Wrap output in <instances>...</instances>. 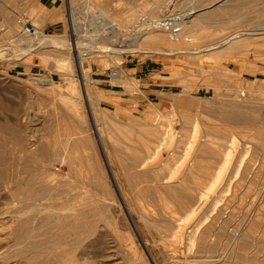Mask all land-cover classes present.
I'll use <instances>...</instances> for the list:
<instances>
[{
	"label": "rangeland",
	"instance_id": "1",
	"mask_svg": "<svg viewBox=\"0 0 264 264\" xmlns=\"http://www.w3.org/2000/svg\"><path fill=\"white\" fill-rule=\"evenodd\" d=\"M69 1L63 0L61 5L60 27L43 30L33 19L32 24L41 31V36L33 37L21 32L23 22L35 15L33 0H0V155H3L0 159V264H207L208 261L211 264L212 260L215 264H264V127L259 120L264 112V0H175L173 12L181 16L191 9V19L215 12L212 13L214 20L187 23V30L182 29L185 31L179 40L169 38L170 33L163 30L144 34L138 30L127 35L126 25L135 24L142 10L147 11L155 4L154 0H90V6L85 5L87 0H73L76 2L73 6ZM161 2L159 11L164 9L165 0ZM100 9L107 16H102ZM148 12L143 14L145 18L151 17L152 13ZM140 23L142 19L137 24ZM236 32L244 34L231 38L244 40L240 47L231 48L221 42L210 50H202ZM130 38L135 40V45H118L119 41ZM56 47L61 53L53 50ZM78 51L82 56L80 63ZM130 60L146 64L153 80L161 87L151 103L142 102L132 108L120 105L113 95L102 94L96 84L97 78H110L111 82L130 89L137 98H143L141 84L145 82L105 75L111 69L122 70V65ZM78 65L84 73L78 72ZM49 79L52 83H47ZM70 80H73L72 90L68 86ZM175 96L192 102H183L184 108L182 104L177 106L173 103ZM237 96L242 109L251 114L250 123L244 117L231 115L232 119L229 114L230 117H225L214 113V109L213 113H206L203 108L206 101L214 108L232 103L228 98L238 99ZM183 111L192 114L190 118L195 120L203 145H209L216 155L203 159L205 164L210 161L208 174L187 178L181 174L171 179L185 154L184 148L194 136L191 122L180 115ZM170 128L174 129L177 141L170 143L173 154L165 165L163 160L169 148L161 151L160 158H155L153 169L150 166L141 169L135 163L129 168L144 170L148 177L134 180L133 176L125 175L126 169L119 160L131 162L132 153L139 155L140 160L150 159L157 144L153 142L154 131ZM204 134L207 135L201 137ZM54 139L57 143L59 140L56 147L60 150L66 144L70 146L74 160L64 161L59 156L43 160L31 156L37 147L54 144ZM233 139L236 145L230 161L216 187L208 189ZM73 153H82L79 155L82 160L78 158L82 163L76 164L77 155ZM197 155L200 156V150ZM97 178L104 185L100 191L94 185ZM186 179L190 185L182 190L180 185ZM40 183L47 194L34 202L27 194ZM168 186L177 191L181 189L184 193L181 203ZM202 193L200 205L189 215ZM62 202H68L71 209L73 204L77 207L72 211L67 209L68 213L60 209ZM80 202L90 212L87 218L90 233L82 241L74 237L57 238V232L51 229L55 222L49 220L50 216L60 207L64 211L58 209V213L66 212L73 220L80 210ZM163 202L171 203L167 205L169 209ZM99 208L103 209L101 215L96 213ZM256 214L261 216L256 221V230L248 232ZM194 225L201 228L196 226V230ZM179 226L182 230L177 236ZM232 228L247 231L242 236L244 245L238 246V242L233 247Z\"/></svg>",
	"mask_w": 264,
	"mask_h": 264
},
{
	"label": "bare ground",
	"instance_id": "2",
	"mask_svg": "<svg viewBox=\"0 0 264 264\" xmlns=\"http://www.w3.org/2000/svg\"><path fill=\"white\" fill-rule=\"evenodd\" d=\"M85 1V0H84ZM90 0H87V2L85 3V5H89V2ZM155 1V4L152 6V7H150L149 9H147V11L146 10H142V12L141 13H143V14H145L146 12H150V14L152 13L153 15H155V16H152V14H151V17H149L148 18V20L147 21H142V23H140V25L139 24H137L138 22H140L141 21V19H143L141 16L143 15H141L140 16V18L138 19V20H136V23L135 24H132L131 25V23L130 24H127L126 25V27H128V34L127 35H131L132 33H137L138 32V30H140V31H142L143 33L142 34H144V33H147V32H150V31H152V30H154V31H156V30H163V32L164 31H167V32H169L168 34L170 35L169 36V38H171V39H173V40H179L180 39V37H183V36H181V32L183 33L185 30H187L185 27H186V25H187V23H189L190 24V21L192 20L194 23H196V22H202V21H204V22H206V20H204V19H213L215 16L212 14V13H215V12H212L210 15H208L207 13H205V14H207V15H205L204 14V16L202 15V17H200V18H194V19H191V17H190V14L193 12V10L191 9V10H189V11H187L186 13H184L183 14V16H181L179 13H177V15H172V14H169V12L171 11V7L169 6V3L170 2H172V0H165V2L163 3V8L164 9H160V11H159V7H160V4L162 3L161 1H164V0H154ZM219 1H223V0H217V2H219ZM235 1V0H234ZM237 1V0H236ZM246 1H251V0H246ZM238 2V1H237ZM216 3V2H215ZM69 4L71 5V6H73L74 4L76 5V2L75 1H73V0H70L69 1ZM220 4V3H219ZM81 5V4H80ZM217 5H218V3H217ZM90 6V5H89ZM162 6H161V8H162ZM209 6V5H208ZM224 8V11H225V7H223ZM73 9V8H72ZM136 9V8H135ZM143 9V8H142ZM145 9V8H144ZM217 8H215V10H216ZM220 9V8H219ZM139 10V8L137 9V11ZM214 10V11H215ZM218 10V9H217ZM221 10V9H220ZM223 10V9H222ZM221 10V11H222ZM140 11H141V9H140ZM144 11H146V12H144ZM148 12V13H149ZM208 12V11H207ZM217 13H218V11H216ZM157 13H159V14H157ZM100 14L102 15V16H107V13H106V11L104 10V9H100ZM149 14V15H150ZM144 16V15H143ZM188 16L190 17V19L189 20H186L187 18H188ZM145 17V16H144ZM147 17V16H146ZM214 20V19H213ZM210 21V20H209ZM134 23V22H133ZM150 23H151V25H150ZM144 24H145V26H144ZM110 25H113L112 23L110 24ZM202 25V24H201ZM197 26V25H196ZM188 27V26H187ZM198 27V26H197ZM185 28V30L183 31L182 29H184ZM192 28V27H191ZM194 28V27H193ZM264 28V27H263ZM74 29H75V25H74ZM114 29V28H113ZM188 30H190L189 28H188ZM263 30V29H262ZM245 31H247V30H245ZM166 32V33H167ZM243 32V31H242ZM244 33V32H243ZM256 33V32H255ZM242 33L241 32H236V33H233L231 36H228V37H226V38H222V40L221 41H218L216 44L214 43L212 46L211 45H209V46H205L206 48L204 49H202V48H200V49H202V50H204V51H207V50H210L214 45H217L218 43L220 44L221 42H224V43H226V44H229V46L231 47V48H237V47H240L243 43H244V40L243 41H240V40H238V41H233V40H231V38L233 37V36H235V37H239L240 35H241ZM245 34V33H244ZM244 34H242V35H244ZM153 35V34H152ZM157 35V34H156ZM155 35V36H156ZM37 36H41V31L39 30V34L37 35ZM37 36H35V37H37ZM45 36H48L47 34H45ZM154 36V37H155ZM160 37V39H162V37L163 36H161V35H157V37ZM149 37H150V35H149ZM153 37V36H152ZM164 38V37H163ZM126 39H127V37H126ZM131 39H133V38H130L129 40H127V41H122V42H120L119 41V43H118V45L119 46H132V45H135L136 44V42H135V40H131ZM145 39V38H144ZM147 39H148V36H147ZM149 39H155V38H149ZM159 39V38H158ZM159 39V40H160ZM183 39V38H182ZM186 39V38H185ZM20 40H23V39H21L20 38ZM122 40V39H121ZM142 40V39H141ZM146 40V39H145ZM153 41V40H152ZM157 41V40H156ZM37 42V41H36ZM135 43V44H134ZM223 43V44H224ZM250 43V42H249ZM248 45V44H247ZM220 46V45H219ZM59 48H55V49H53L54 51H56V52H60L61 53V51H59L58 50ZM199 49V50H200ZM60 50H62V49H60ZM194 52H196V51H194ZM63 53V52H62ZM81 58H82V56H81V54H80V51H78V62L80 63V60H81ZM116 70V75H113V78L115 77V78H118V77H122L123 76V74H122V70H120V69H115ZM78 72L81 74V73H84V70L81 68V65H78ZM47 83H52L51 81H50V79L49 80H47ZM85 84H86V82H85ZM68 86L71 88H74L73 87V80L71 81L70 80V82L68 83ZM88 87V86H87ZM86 87V88H87ZM72 88H71V90H72ZM89 90V89H88ZM87 91V90H86ZM85 91V92H86ZM84 92V93H85ZM89 92V91H88ZM86 94H87V92H86ZM85 95V94H84ZM89 95V94H88ZM90 97V96H89ZM234 97V96H233ZM228 98V100L227 101H233L232 103L231 102H228V103H223V105H219V106H217V105H215L214 106V108L212 107L213 106V104H211V103H209V102H205V105H204V107L203 108H205L208 112H206V113H213V109L215 110L214 111V113H219V114H221V115H227V114H229L230 116L232 115V116H234V117H244V118H250V116H251V114H250V112H246V110H245V108L244 109H242L243 107L241 106V104L240 103H238L239 102V100H240V96H237V98L238 99H235V98ZM68 98V97H67ZM60 99V98H59ZM86 99V98H85ZM183 99H185V98H183ZM183 99H182V97L181 98H177L176 96H175V99L173 100V103L175 104V105H181L184 101H183ZM190 99V98H189ZM65 100H67V99H65ZM88 100V99H87ZM170 100V99H169ZM234 100H236V101H234ZM172 101V100H171ZM170 101V102H171ZM190 101V100H189ZM189 101H187V99H186V103L188 104V102ZM184 102V103H185ZM190 102H192V101H190ZM189 102V103H190ZM237 102V103H236ZM66 103V102H65ZM71 103V102H70ZM74 103V102H73ZM183 103V104H184ZM51 104V103H50ZM62 104V103H61ZM88 104V103H87ZM181 105V107L183 106V108L185 107L184 105ZM237 104V105H236ZM88 106V105H87ZM59 107V106H58ZM89 107V106H88ZM180 107V106H179ZM212 109V110H211ZM185 110V109H184ZM249 110V109H248ZM92 113V112H91ZM186 113V112H185ZM184 113V111H183V113L182 114H180L181 115V117L183 118V117H185V120L188 122V123H190L191 122V127H192V130H193V132H194V136H193V138L191 139V142L184 148V156L182 157V160H180V162H178V165H177V167L175 168V170L172 172V174L170 175V177H171V179L172 178H174V177H177V176H180L181 174L183 175V176H188V175H190V176H204V175H206V174H208L209 172H210V165H209V162L210 161H208V163L207 164H205V163H203V159H206V158H210V157H212L214 154H215V151H213L212 150V148L211 147H209V145H207V144H205V145H203V143H202V140L200 139V135H198V132L200 133V131L199 130H197V127H195V120H192V118H190V116L192 115H187V114H185ZM190 113V112H189ZM93 114L94 113H92V114H90V115H92L93 116ZM185 114V115H184ZM95 116V115H94ZM194 116V115H193ZM230 116H228L227 115V117H230ZM231 116V118L232 119H234V117H232ZM253 116V118H254V115H252ZM226 117V116H225ZM260 118L261 119H259L260 120V123L263 125V127H264V112L262 113V115L260 116ZM193 119H195V118H193ZM257 119V120H258ZM93 120V119H92ZM183 120V119H182ZM253 120V119H252ZM95 121V120H94ZM185 121V123L186 124H188L187 122ZM246 121V120H245ZM248 122H249V119L247 120ZM254 121H256V119L254 118ZM184 123V126H187L186 124ZM250 123V122H249ZM259 123V124H260ZM57 124V123H56ZM94 125H96V124H94ZM137 125V124H136ZM154 125H156L155 123H154ZM262 125H260V126H262ZM183 126V127H184ZM150 127V126H149ZM149 127H147V130H148V128ZM152 127V126H151ZM155 127H158V125L157 126H155ZM263 127H261V129L263 128ZM55 129H56V127H54ZM58 128V127H57ZM94 128H96V127H94ZM151 130H156V129H152V128H150ZM186 129V128H185ZM146 130V129H145ZM157 130H161L160 128L159 129H157ZM173 128H170V129H168V130H166V129H164V130H162V131H154V132H156V135H155V133H154V135H155V138H153V142H155V143H157L156 145H155V148H154V151H153V153H152V156H151V154L149 155L150 156V159H146V158H143V159H141L140 160V156L139 155H137L136 153H132V154H130V159H131V162H125L124 161V159H121V161L119 160V162L120 163H122L123 165H122V168L123 169H126L124 172L126 173L125 175H127V176H133V178H134V180H136V179H143V178H146V177H148L147 176V172H145L144 170H142V171H136V170H134V171H131V170H129V168H131V166H132V164H134L135 163V166H140V168L141 169H148L149 168V166H150V168L149 169H153L154 167H156V165L154 166V160H156L155 158L158 156L159 158L162 156V154H161V151L163 150V149H167L168 150V148L170 147V143H172V142H176L177 140V138H176V136H174L173 135ZM52 131H53V129H52ZM55 131V130H54ZM53 131V132H54ZM59 131V130H58ZM262 131H264L263 129H262ZM56 133H57V131H55ZM60 132V131H59ZM145 132V131H144ZM147 133H148V131H146ZM145 132V133H146ZM151 132V131H150ZM192 132V131H191ZM209 132V131H208ZM261 132V131H260ZM260 132H259V134H260ZM139 133V132H138ZM146 133V135L147 136H149L148 134ZM152 133V132H151ZM264 133V132H263ZM262 133V134H263ZM29 134V133H28ZM59 134V133H58ZM150 134V133H149ZM153 134V133H152ZM191 134H193V133H191ZM223 134V133H222ZM262 134H260V135H262ZM19 135H21V134H19ZM55 136H53L54 138L56 137V134H54ZM207 134H204V136L202 135L201 137H205ZM32 136V135H31ZM60 136V135H59ZM136 136V135H135ZM147 136H146V138H147ZM152 136V135H151ZM209 136V135H208ZM58 137V136H57ZM141 137V136H140ZM22 138H24V137H22ZM27 138H28V135H27ZM59 138H61V137H59ZM142 138H143V136H142ZM141 138V139H142ZM149 138V137H148ZM18 139H19V137H18ZM56 139V138H55ZM54 139V141L56 142H54V144L53 143H51V144H46V145H41V146H39V147H37V149H35V151H34V153H32V155L31 156H34V155H36V156H39V157H41L43 160H46V159H48L50 156H59L60 157V159L61 160H71V159H73L74 160V158H71V155H70V146H68L67 144L66 145H64L63 146V150H60L58 147H56V144H58L59 143V140H58V143H57V141ZM140 139V140H141ZM207 139H209V137H207ZM19 140H21V137H20V139ZM24 141H25V139H23ZM36 140V139H35ZM34 140V141H35ZM143 140H146V139H144L143 138ZM201 140V141H200ZM204 140L206 141V139L204 138ZM203 140V141H204ZM234 140V139H233ZM232 140V143H233V145H230V148L228 149V151L226 152V154H225V156L223 157V159H222V164H221V166L219 167V168H217V169H215L216 171H215V176H214V180L211 182V184L209 185V187H208V189H214L215 187H216V185H217V183L219 182V180L221 179V177H222V175H223V173H224V171H225V168H226V165L228 164V162L230 161L229 159H230V155H232L233 154V152H234V145H236V143H235V140L233 141ZM18 141V140H17ZM67 141V140H66ZM82 141V140H81ZM147 141H149V140H147ZM146 141V142H147ZM208 141V140H207ZM21 142V141H20ZM31 141H28L27 143H30ZM39 142V141H38ZM152 142V144H155V143H153ZM3 143V142H2ZM18 143V142H17ZM23 143V142H22ZM145 143V142H144ZM20 144V143H19ZM25 144V143H24ZM38 144V143H37ZM100 144V143H99ZM140 144H143V143H141L140 142ZM152 144H150V145H152ZM31 145V144H30ZM149 145V144H148ZM147 145V146H148ZM19 146H21V144L19 145ZM24 146V145H23ZM84 146V145H83ZM115 146V145H114ZM31 147V146H30ZM30 147H27V148H30ZM19 148H21V147H19ZM148 148V147H147ZM173 146L171 147V148H169V149H171L170 150V152L168 153V155H167V157H165L164 158V162H163V164L165 165V162L169 159V157L171 156L172 157V154H173ZM25 149V148H24ZM31 149V148H30ZM118 149H120V147L118 148ZM146 149V148H145ZM144 149V151H146ZM20 150H22V149H20ZM26 150V149H25ZM29 150V149H28ZM142 150V149H141ZM199 150H200V156L198 157V155H197V153L199 152ZM227 150V149H226ZM143 151V150H142ZM147 152V151H146ZM149 153H150V151H148ZM22 153V152H21ZM24 153V152H23ZM23 153H22V155H23ZM31 153V152H30ZM144 153V152H143ZM72 154V153H71ZM74 154V153H73ZM147 154V153H146ZM203 154H204V156H203ZM206 154V155H205ZM29 155V154H28ZM75 155V154H74ZM78 157H77V156ZM75 156H76V158L75 159H77L78 161H77V163L76 164H78V163H82V161H80L79 162V159L78 158H80L79 157V155L80 154H76ZM81 155H82V153H81ZM80 155V156H81ZM216 155V154H215ZM75 156H73V157H75ZM145 156V155H144ZM147 156V155H146ZM27 157H29V156H27ZM84 157V156H83ZM87 157V155L85 156V158ZM148 157V156H147ZM219 157V156H218ZM222 157V156H221ZM3 158V155H0V159H2ZM37 158V157H36ZM103 158H104V156H103ZM106 158V157H105ZM81 160H82V158H80ZM87 159V158H86ZM85 159V160H86ZM162 159V158H161ZM40 160V159H39ZM43 160H41V161H43ZM88 161H89V159H87ZM185 160H187V161H185ZM158 161V160H157ZM178 161V160H177ZM205 161V160H204ZM57 162V161H56ZM72 162V161H71ZM74 162V161H73ZM75 162H76V160H75ZM75 162H74V164H75ZM137 162V163H136ZM156 162V161H155ZM170 162V161H169ZM176 162V161H175ZM186 162V163H185ZM69 163V162H68ZM158 162H156V164H157ZM170 163H172V162H170ZM174 163V162H173ZM25 165H26V163H24ZM162 164V163H161ZM162 164V165H163ZM239 164V163H238ZM24 165V166H25ZM50 165H51V163H50ZM88 165V164H87ZM163 165V166H164ZM83 166H84V164H83ZM89 166V165H88ZM159 166V165H158ZM157 166V167H158ZM174 166V165H173ZM29 167V166H28ZM42 167V166H41ZM41 167H39V168H41ZM54 167V166H53ZM77 167V166H76ZM148 167V168H147ZM165 167V166H164ZM164 167H163V170H164ZM44 168V167H43ZM42 168V169H43ZM94 168V167H93ZM162 168V167H161ZM171 168H173L172 166H171ZM48 169V168H47ZM49 169H50V167H49ZM48 169V170H49ZM86 169V168H85ZM167 169V168H166ZM34 170V169H33ZM44 170V169H43ZM56 170V169H55ZM110 170V169H109ZM158 170V169H157ZM162 170V169H161ZM171 170V169H170ZM170 170H168V172L170 171ZM42 171V170H41ZM88 171V170H87ZM111 171V170H110ZM167 171V170H166ZM165 171V172H166ZM28 172H29V170H28ZM31 172H32V170H31ZM91 172H93V171H91ZM160 172V171H159ZM30 174V173H29ZM36 174V173H35ZM40 174V173H39ZM83 174V173H82ZM94 174V173H93ZM158 174V173H157ZM164 174V173H163ZM163 174H162V176H163ZM96 175V174H95ZM95 175H93V177H95ZM27 176V175H26ZM101 176V175H100ZM111 176H112V174H111ZM37 177V176H36ZM45 177H46V175H45ZM83 177H84V175H83ZM89 177V176H88ZM34 178V177H33ZM167 178V177H166ZM184 178V177H183ZM187 178V177H186ZM25 179H26V177H25ZM36 179V178H35ZM95 179V178H94ZM33 180V182H34V179H32ZM74 180V179H73ZM82 180V179H81ZM85 180H89V179H85ZM97 180H98V178H97ZM95 181V184L94 185H96V189L97 190H99L102 186H104L102 183H101V181L100 180H98V181ZM174 180V179H173ZM187 180V179H186ZM264 180V179H263ZM10 181V180H9ZM38 181V180H37ZM71 181V180H70ZM75 181V180H74ZM83 181V180H82ZM149 181V180H148ZM182 181V180H181ZM6 182V181H5ZM20 182V181H19ZM73 182V181H72ZM81 182V181H80ZM86 182H90V181H86ZM92 182V181H91ZM93 182H94V180H93ZM103 182H105V181H103ZM144 182V181H143ZM171 182V181H170ZM21 183H22V181H21ZM261 183H263V181L261 182ZM29 184H30V182H29ZM39 184V183H38ZM41 184V183H40ZM104 184H106V183H104ZM153 184V183H152ZM182 185H180V186H182V190L183 189H187L188 187H189V182H188V180L187 181H182V183H181ZM205 184V183H204ZM19 185V184H18ZM24 185H26V184H24ZM33 185V184H32ZM64 185V184H63ZM179 185V184H178ZM17 186V185H16ZM20 186V185H19ZM60 186V185H59ZM73 186V185H72ZM76 186V185H75ZM92 186V185H91ZM107 186V185H106ZM106 186H105V189H107L106 188ZM175 186V185H174ZM179 186V187H180ZM8 187V186H7ZM26 187V186H25ZM87 187H88V185H87ZM90 187V186H89ZM176 187H178V186H176ZM263 187H264V184H263ZM10 188H11V186H10ZM21 188V187H20ZM260 188V187H259ZM13 189V188H12ZM55 189V188H54ZM63 189V188H62ZM168 189L170 190V192L171 193H173V194H175L176 195V197H177V200H178V202L179 203H181L182 201H183V198H184V193H182L180 190L181 189H179V191H180V193L178 194V192L179 191H177V189L175 188V187H172V186H168ZM261 189H262V187H261ZM29 190V189H28ZM102 190V189H101ZM108 190V189H107ZM118 190V189H117ZM264 190V189H263ZM2 191V190H1ZM5 191V190H4ZM23 191H24V189H23ZM52 191V190H51ZM100 191V190H99ZM212 191V190H211ZM17 192V191H16ZM48 192H49V190H48ZM94 192V191H93ZM262 192V191H261ZM20 193H21V191H20ZM23 193V192H22ZM92 193V192H91ZM177 193V194H176ZM24 194V193H23ZM44 194H47L46 193V190L44 189V187L42 186V184L39 186V187H37L36 189H34V190H30L29 192H28V194H27V197L28 198H30L31 200H33L34 202H35V200H37L38 199V201L40 200V198L42 197V196H44ZM93 194V193H92ZM101 194V193H100ZM260 194V193H259ZM264 194V193H263ZM262 194V195H263ZM105 195H107V193H105ZM170 195V194H169ZM203 193L202 194H200V198L196 201V203H194V207H192V209H190V211H189V215H192V213H194L195 212V210H196V207L197 206H199L200 205V202H201V200L203 199L202 197H203ZM19 196V195H18ZM100 196V195H99ZM118 196V195H117ZM260 196H261V194H260ZM264 196V195H263ZM262 196V197H263ZM16 197V196H15ZM26 197V196H25ZM101 197V196H100ZM163 197V196H162ZM261 197V198H262ZM17 198V197H16ZM67 198V197H66ZM82 199V197H80L79 198V200H81ZM98 199V198H97ZM21 200H25V199H21ZM28 200V199H27ZM30 200V201H31ZM46 200V199H45ZM51 200V199H50ZM70 200V199H69ZM78 200V201H79ZM99 200H103V199H99ZM137 200V199H136ZM38 201H37V203H38ZM93 201V200H92ZM91 200L89 201V202H92ZM105 200H103L102 202H104ZM21 202V201H20ZM25 202H27V201H25ZM24 202V203H25ZM32 202V201H31ZM76 202V201H75ZM82 202V201H81ZM80 202V204H79V206H78V208L80 209L77 213H78V215H77V217H75L73 220H70L68 217V215H67V211H68V213H69V210L70 211H72V210H74L73 208H75L76 209V207H73L74 206V204H73V206H71L72 207V209L68 206L69 205V203L67 202V203H65L64 204V202H62L63 204L61 205V208L60 209H66V212H64L65 214H59L58 213V209L57 210H55L56 212L55 213H53L51 216H50V221H53L54 220V222H55V224H54V228H52L51 227V229H55V231L57 232V238L60 236V238H63L64 239V237H66V238H72L73 239V237L74 238H77V240L78 239H80V241H82V240H84V239H86V237H87V234L88 233H90V229H91V224H89L88 223V220H87V218H88V212L89 211H86V210H84L82 207L84 206L82 203ZM42 203V202H41ZM40 203V204H41ZM78 203V202H77ZM86 203V202H85ZM84 203V204H85ZM106 203V202H105ZM124 203V202H123ZM169 203V202H168ZM2 204V203H1ZM33 204V203H32ZM95 204V203H94ZM163 204H165V206L167 207V205H170V204H167L166 205V203H164L163 202ZM203 204V203H202ZM212 204V203H211ZM41 205H43V204H41ZM71 205V204H70ZM76 205V204H75ZM78 205V204H77ZM88 205H89V203H88ZM91 205V204H90ZM186 205V204H185ZM188 205V204H187ZM192 205V204H191ZM241 205V204H240ZM255 205V204H254ZM86 206V205H85ZM93 206V205H92ZM92 206H90V207H92ZM125 206V205H124ZM165 206H163V208L164 209H166L165 208ZM190 206V205H189ZM104 207V206H103ZM126 207V206H125ZM260 207V206H259ZM77 208V209H78ZM88 208V207H87ZM94 208V207H93ZM168 208V207H167ZM188 208V207H187ZM209 208V207H208ZM46 209H49V210H52V208L50 209V208H46ZM59 209V211H62V210H60ZM67 209H69V210H67ZM169 209V208H168ZM171 209H172V207H171ZM185 209V208H184ZM200 209V208H199ZM32 210H33V208H32ZM102 208H99V209H97L96 210V213H98V215H101L100 213L102 212ZM188 210V209H187ZM198 210V209H197ZM30 211V210H29ZM64 211V210H63ZM62 211V212H63ZM91 211V210H90ZM183 211V210H182ZM209 211V210H208ZM249 211V210H248ZM247 211V212H248ZM142 212H143V210H142ZM173 212V211H172ZM172 212H171V214H172ZM29 213V212H28ZM51 213V212H50ZM90 213V212H89ZM96 213H95V211H92V214H94V216L96 215ZM206 213V212H205ZM253 213V212H252ZM262 213V212H261ZM22 214H24V213H22ZM49 214V213H48ZM74 214V213H73ZM91 214V215H92ZM249 215H250V212L248 213ZM206 215V214H205ZM47 216H49V215H47ZM71 216H72V214H71ZM93 216V217H94ZM171 216V215H170ZM187 217V216H186ZM262 217H263V215H262ZM34 218V217H33ZM47 218V217H46ZM49 218V217H48ZM97 218V217H96ZM168 218H169V216H168ZM189 218V217H188ZM206 218H208V217H206ZM248 218V217H247ZM261 218V216H260V214H256L255 215V218L254 219H251V227H248V232H250L251 230H253L254 228H256V226H257V222L256 221H258L259 219ZM102 219V218H101ZM100 219V220H101ZM170 219V218H169ZM174 219V218H173ZM187 219V218H186ZM242 219V218H241ZM244 219V218H243ZM92 220V219H91ZM188 220V219H187ZM205 220V219H204ZM245 221V220H244ZM262 221V220H261ZM260 221V222H261ZM43 222V221H42ZM99 222V221H98ZM198 222H199V220H198ZM241 222V221H240ZM196 223V222H195ZM264 223V222H263ZM49 224H51V223H49ZM94 224V223H93ZM172 224V223H171ZM200 224V223H199ZM243 224H244V222H243ZM242 224V225H243ZM47 225H48V223H47ZM53 225V224H52ZM94 225H96V224H94ZM94 225H93V227H94ZM109 225V224H108ZM134 225V224H133ZM184 225V224H183ZM242 225L240 226V227H242ZM250 225V224H249ZM51 225H49V227H50ZM97 226V225H96ZM195 226V225H194ZM196 226H198V225H196ZM196 226H195V229L196 230H198L197 228H196ZM245 226V225H244ZM262 226L264 227V224H262ZM100 227V226H99ZM98 227V228H99ZM184 227V226H183ZM189 227V226H188ZM198 227H200V226H198ZM234 227H238V225L236 226H234ZM201 228V227H200ZM250 228V229H249ZM258 228V227H257ZM48 229V228H47ZM51 229H50V231H51ZM95 229V228H94ZM100 229V228H99ZM99 229H97V230H99ZM97 230H94L95 232L94 233H97L96 231ZM182 230V227L181 226H179V229H178V231H177V236H178V234L180 233V231ZM190 230V229H189ZM256 229H254V231H255ZM49 231V230H48ZM231 231H232V234H233V241H231L232 242V245H233V247L235 246H237V243L238 242H240L239 243V245L238 246H240V245H244V242H242L243 240H242V236H244L246 233H247V231L245 232H243L241 229H231ZM137 232V231H136ZM210 232V231H209ZM257 232V231H256ZM52 233H54V231L52 232ZM211 233V232H210ZM99 234V233H98ZM105 234V233H104ZM202 234V233H201ZM201 234H199L200 236H202L203 237V234L201 235ZM251 234V233H250ZM259 234V233H258ZM51 235V234H50ZM55 235V234H54ZM99 236V235H98ZM102 236V235H101ZM104 236V235H103ZM260 236V235H259ZM263 236V235H262ZM93 237V236H92ZM95 237H96V235H95ZM195 237H196V235H195ZM201 237V238H202ZM205 237V236H204ZM254 238H255V236H253ZM111 238V237H110ZM114 238V237H113ZM200 238V237H199ZM214 238V237H213ZM90 239V238H89ZM263 239H264V237H263ZM53 240H55V239H53ZM62 240V239H61ZM66 240V239H65ZM76 240V239H75ZM194 240V239H193ZM202 240V239H201ZM213 240V239H212ZM227 240H228V238H227ZM67 241V240H66ZM191 241V240H190ZM55 242V241H54ZM88 242V241H87ZM92 242H94V241H92ZM101 242V241H100ZM100 242H98V243H100ZM111 242V241H110ZM211 242V241H210ZM229 242V241H228ZM227 242V243H228ZM65 243V242H64ZM71 243V242H70ZM190 243H192V241L190 242ZM255 243V242H254ZM56 244V243H55ZM229 244H230V242H229ZM89 245V244H88ZM254 245H256V244H254ZM260 245V244H259ZM90 246V245H89ZM58 247V246H57ZM101 247V246H100ZM99 247V248H100ZM202 247V246H201ZM205 247H206V245H205ZM109 248V247H108ZM112 248V247H111ZM126 248V247H125ZM101 249V248H100ZM105 249V248H104ZM199 249V248H198ZM202 249V248H201ZM200 249V250H201ZM244 249V248H243ZM57 250V249H56ZM224 250V249H223ZM228 250V249H227ZM126 251V250H125ZM210 251V250H209ZM214 252V251H213ZM223 252V251H222ZM116 253V252H115ZM228 253V252H227ZM90 254V253H89ZM93 254V253H92ZM96 254V253H95ZM102 255V254H101ZM106 255V254H105ZM210 255V254H209ZM212 255H214V254H212ZM202 256H203V254H202ZM100 257V256H99ZM103 257V256H102ZM205 257V256H204ZM215 257V256H214ZM221 257H222V255H221ZM206 258H207V256H206ZM208 258H209V256H208ZM207 258V259H208ZM211 259V258H210ZM214 259V258H213ZM216 260V259H215ZM65 261H66V259H65ZM213 261V260H212ZM212 261H211V264H212ZM111 262V261H110ZM194 262V261H193ZM206 262V261H205ZM210 261H208V263H209ZM207 263V264H208ZM213 263H214V261H213ZM216 263V262H215ZM214 263V264H215ZM108 264V263H107ZM197 264V263H196ZM210 264V263H209Z\"/></svg>",
	"mask_w": 264,
	"mask_h": 264
},
{
	"label": "crops",
	"instance_id": "3",
	"mask_svg": "<svg viewBox=\"0 0 264 264\" xmlns=\"http://www.w3.org/2000/svg\"><path fill=\"white\" fill-rule=\"evenodd\" d=\"M63 0H33V10L35 15L29 17L26 21L32 23L33 19L42 26L43 30L55 29L60 27L62 21L58 19L60 15V8ZM122 74L129 79H136L145 82L141 84L144 91L143 98H137L131 93L130 89L124 86L111 82L110 78H97L96 84L102 94L117 97V102L120 105H125L129 108L136 104L151 103L154 97H158L161 91L160 84L155 82L152 78L151 71L143 62H133V60L125 62L122 67ZM103 73V72H102ZM104 74V73H103ZM105 75H109L105 73ZM118 87V88H116Z\"/></svg>",
	"mask_w": 264,
	"mask_h": 264
},
{
	"label": "built area",
	"instance_id": "4",
	"mask_svg": "<svg viewBox=\"0 0 264 264\" xmlns=\"http://www.w3.org/2000/svg\"><path fill=\"white\" fill-rule=\"evenodd\" d=\"M175 4V0H172V2L169 3V6L171 7V11L169 12V14H172V15H176L177 13L173 12L174 11V6ZM148 18H143L142 21H147ZM151 25V23H150ZM21 32L24 33V34H27V35H30V36H37L39 34V29L32 23L30 22H23L22 26H21ZM113 75H116V70L115 69H111L109 71V76H112Z\"/></svg>",
	"mask_w": 264,
	"mask_h": 264
}]
</instances>
